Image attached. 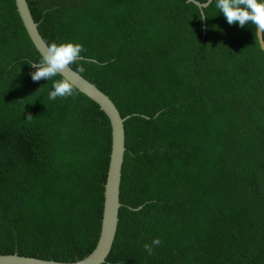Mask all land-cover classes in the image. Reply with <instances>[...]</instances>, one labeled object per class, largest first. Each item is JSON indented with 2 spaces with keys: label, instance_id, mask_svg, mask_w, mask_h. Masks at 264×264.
<instances>
[{
  "label": "trees",
  "instance_id": "16d2710c",
  "mask_svg": "<svg viewBox=\"0 0 264 264\" xmlns=\"http://www.w3.org/2000/svg\"><path fill=\"white\" fill-rule=\"evenodd\" d=\"M196 1L205 18L186 0H27L46 45L82 44L70 67L127 118L105 264H264V53L254 25ZM40 59L0 0V256L77 263L100 238L112 126L77 88L50 100L61 76L36 81L23 116L5 104L1 82Z\"/></svg>",
  "mask_w": 264,
  "mask_h": 264
},
{
  "label": "water",
  "instance_id": "95a60500",
  "mask_svg": "<svg viewBox=\"0 0 264 264\" xmlns=\"http://www.w3.org/2000/svg\"><path fill=\"white\" fill-rule=\"evenodd\" d=\"M196 5L203 15L201 8L206 4L196 0H186ZM17 11L21 17V22L30 38L34 48L40 56L47 45L40 36L37 25L31 16L27 0H16ZM258 42L261 50L264 52V41L261 32H258ZM64 75H67L75 84V87L87 97L96 102L102 111L110 119L112 126V145L110 154V164L108 168L107 181L105 185V202L103 209V220L98 245L94 252L79 264H105L115 240L120 204V187L122 181V171L126 152V135L123 118L119 109L110 97L100 90L96 85L74 71L71 67L66 69ZM0 264H77V263H59L45 261L35 258L21 257L19 255L0 256Z\"/></svg>",
  "mask_w": 264,
  "mask_h": 264
},
{
  "label": "clouds",
  "instance_id": "9594fccd",
  "mask_svg": "<svg viewBox=\"0 0 264 264\" xmlns=\"http://www.w3.org/2000/svg\"><path fill=\"white\" fill-rule=\"evenodd\" d=\"M216 7L223 13L229 25L239 30H244V26L251 23L255 26L257 32H261V36L264 33V0H217ZM205 17L206 16H202V18ZM84 51L85 49L80 43L66 42L49 44L41 54L40 61L38 63L30 64L32 67L36 68L35 72L32 73L31 70L28 72L27 70L20 69L16 77L7 76L8 79H5L4 83L1 82L4 84L1 90L2 101L5 104L16 107L23 116L26 110L21 103L26 102L29 99L33 86L37 85L36 81H39L42 78L48 81L56 76H61L62 78L53 81V90L48 93V98L50 100H55L58 97H74L76 95L75 84L67 75H64V73L66 69H70L71 65L75 64L82 58L81 53ZM239 51L240 50H238V52ZM5 69L7 73H10L13 67L8 65ZM77 70L79 72L85 71L82 65L78 66ZM31 118L33 117L28 116L27 119ZM131 209L133 211H139L138 208ZM161 243L162 241L159 238H155L151 241V244L145 243L143 248L148 255L151 256L154 248L160 246ZM77 264H79V261H77Z\"/></svg>",
  "mask_w": 264,
  "mask_h": 264
},
{
  "label": "crops",
  "instance_id": "0c3cea01",
  "mask_svg": "<svg viewBox=\"0 0 264 264\" xmlns=\"http://www.w3.org/2000/svg\"><path fill=\"white\" fill-rule=\"evenodd\" d=\"M63 173H67V176L69 178H73V179H76L79 175V173H76V172H69V171H64ZM63 173L61 174V176L63 175ZM57 181L56 180H53L52 179V184L56 183Z\"/></svg>",
  "mask_w": 264,
  "mask_h": 264
}]
</instances>
